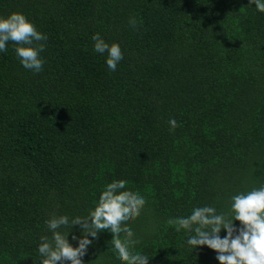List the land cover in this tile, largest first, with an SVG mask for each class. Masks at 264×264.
Instances as JSON below:
<instances>
[{"label": "trees", "instance_id": "obj_1", "mask_svg": "<svg viewBox=\"0 0 264 264\" xmlns=\"http://www.w3.org/2000/svg\"><path fill=\"white\" fill-rule=\"evenodd\" d=\"M13 12L47 40L38 73L15 43L0 51V264H41L46 221L88 217L115 180L145 199L127 226L148 264H219L168 220L204 206L231 219L233 196L264 187V13L249 0H0V17ZM95 34L120 46L115 71ZM59 231L78 246L79 225ZM88 238L83 264H126L109 230Z\"/></svg>", "mask_w": 264, "mask_h": 264}, {"label": "clouds", "instance_id": "obj_2", "mask_svg": "<svg viewBox=\"0 0 264 264\" xmlns=\"http://www.w3.org/2000/svg\"><path fill=\"white\" fill-rule=\"evenodd\" d=\"M254 3L257 11L264 13V0H249ZM131 26H137V19L130 18ZM94 51L107 54L106 64L109 70L115 71L118 62L123 58L120 46L117 43L109 45L99 34L92 37ZM47 36L37 31L35 26L19 12L10 13L0 17V51H6V44L11 41L18 45L15 48L17 57L22 66L33 72H40L43 59L40 52L44 49L42 41ZM169 131H174L178 126L175 119L169 120ZM127 181L115 180L108 183L101 192L98 203L88 217H75L69 221L67 216L53 217L46 221L49 231L52 232L51 240L42 238L38 252L43 259L41 264H63L65 260L70 264H83L81 257L87 251L92 240L98 232L109 230L112 233L113 245L118 258L126 264H148L149 258L132 251L138 243L133 237L134 233L127 222L140 215L145 205V199L139 193L123 190ZM232 218L227 219L224 214H217L214 207L204 206L192 210L184 218L169 219L168 224L175 226V230L182 229L194 232L187 243L192 250L197 246L206 245L217 252L216 259L219 264H264V187L253 189L248 193H240L232 197ZM239 221L241 227L236 229L233 221ZM79 225L82 236L78 239V246L73 247L66 239L67 232L59 229ZM226 230V236L221 238V229ZM238 234L234 235V233ZM124 234L123 239L120 238ZM87 234V235H83Z\"/></svg>", "mask_w": 264, "mask_h": 264}]
</instances>
